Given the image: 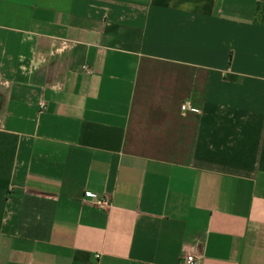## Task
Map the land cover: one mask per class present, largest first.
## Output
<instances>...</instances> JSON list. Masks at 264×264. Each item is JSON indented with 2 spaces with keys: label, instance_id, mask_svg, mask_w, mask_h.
<instances>
[{
  "label": "crops",
  "instance_id": "0c3cea01",
  "mask_svg": "<svg viewBox=\"0 0 264 264\" xmlns=\"http://www.w3.org/2000/svg\"><path fill=\"white\" fill-rule=\"evenodd\" d=\"M185 255L264 264V0H0V264Z\"/></svg>",
  "mask_w": 264,
  "mask_h": 264
},
{
  "label": "built area",
  "instance_id": "2783aa9c",
  "mask_svg": "<svg viewBox=\"0 0 264 264\" xmlns=\"http://www.w3.org/2000/svg\"><path fill=\"white\" fill-rule=\"evenodd\" d=\"M24 61V58H20V62L22 63ZM47 57L43 55H36L33 53L30 58L27 60V64H22L20 66V71L22 75L25 78H29L32 73L41 65L46 63ZM182 111L186 110H192L195 111V109L190 108L188 104H184L181 106ZM98 206L102 209H107L111 206L109 200L105 198H101L98 202ZM178 264H195V259L191 255H185L180 258Z\"/></svg>",
  "mask_w": 264,
  "mask_h": 264
}]
</instances>
